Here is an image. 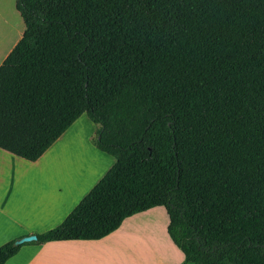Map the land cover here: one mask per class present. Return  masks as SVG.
<instances>
[{"label": "trees", "instance_id": "1", "mask_svg": "<svg viewBox=\"0 0 264 264\" xmlns=\"http://www.w3.org/2000/svg\"><path fill=\"white\" fill-rule=\"evenodd\" d=\"M0 149L33 162L81 115L111 167L51 241L163 207L192 264H264V0H15ZM0 245V264L26 243Z\"/></svg>", "mask_w": 264, "mask_h": 264}, {"label": "crops", "instance_id": "2", "mask_svg": "<svg viewBox=\"0 0 264 264\" xmlns=\"http://www.w3.org/2000/svg\"><path fill=\"white\" fill-rule=\"evenodd\" d=\"M23 29L9 45L0 38V64ZM65 131L33 162L0 149V245L57 226L113 164L111 156L88 143V135L89 155L65 166L53 152ZM167 223L164 208L154 207L123 219L97 240L26 243L3 264H182Z\"/></svg>", "mask_w": 264, "mask_h": 264}, {"label": "rangeland", "instance_id": "3", "mask_svg": "<svg viewBox=\"0 0 264 264\" xmlns=\"http://www.w3.org/2000/svg\"><path fill=\"white\" fill-rule=\"evenodd\" d=\"M14 3L15 0H0V38L6 39L7 45L14 41L20 27H23L21 18L14 8ZM94 130L95 126L85 114H81L65 131L62 139L53 148V152L58 153V157L63 164L65 163V166L68 164V167H73L72 165L76 161L85 155H89L85 146V139L90 135V142L88 141V143L94 146L91 142Z\"/></svg>", "mask_w": 264, "mask_h": 264}, {"label": "water", "instance_id": "4", "mask_svg": "<svg viewBox=\"0 0 264 264\" xmlns=\"http://www.w3.org/2000/svg\"><path fill=\"white\" fill-rule=\"evenodd\" d=\"M35 240V236L34 235H26V236H22L16 240H14L13 244L14 245H20L23 243H29Z\"/></svg>", "mask_w": 264, "mask_h": 264}]
</instances>
